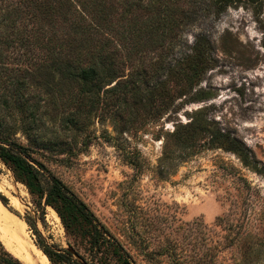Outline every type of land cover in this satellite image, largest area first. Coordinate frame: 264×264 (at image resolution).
I'll return each instance as SVG.
<instances>
[{
    "label": "rangeland",
    "instance_id": "obj_1",
    "mask_svg": "<svg viewBox=\"0 0 264 264\" xmlns=\"http://www.w3.org/2000/svg\"><path fill=\"white\" fill-rule=\"evenodd\" d=\"M62 1L70 5L74 19H93L100 7L95 0ZM213 1L195 0V18L181 32L169 58L172 67L179 57L192 54L197 43L205 44L208 64L189 94L202 89L207 96L185 101L189 94L182 92L167 110L157 116L152 108L142 110L132 123H122L113 113L112 103L118 101L114 91L106 93L110 104L95 101L86 118L79 116L82 125H72L71 130L42 115L46 133L57 137L59 147L44 164L140 264L149 263L143 253L154 255L150 264H172L175 252L189 264H264V0H231L220 12ZM26 3L0 0V37L7 34L3 31L7 19H29ZM3 53L11 74L27 82L24 57L10 50ZM119 58L127 74L129 56L124 52ZM141 59L150 68L156 56L145 53ZM165 76L166 72L159 80ZM155 82H147V89ZM28 91L45 94L41 85L33 83ZM92 100L77 99L74 107L88 109ZM118 102L126 111L127 101ZM201 110L209 131L219 128L244 143L250 166L238 153L208 144L209 132H202L190 147L175 144L173 134L184 133ZM165 150L170 157L163 160ZM0 167V183L6 188L0 194L7 199V209L23 221L28 213L35 216L26 186L15 179L10 167ZM13 197L18 206L11 204ZM52 210L47 206L44 220H36L42 237L54 249H66L80 260L83 249ZM193 221L204 227L190 228ZM24 230L34 241L27 223Z\"/></svg>",
    "mask_w": 264,
    "mask_h": 264
},
{
    "label": "trees",
    "instance_id": "obj_2",
    "mask_svg": "<svg viewBox=\"0 0 264 264\" xmlns=\"http://www.w3.org/2000/svg\"><path fill=\"white\" fill-rule=\"evenodd\" d=\"M95 1L100 7L93 19H74L65 1L27 0L25 12L29 19H7L3 24L7 34L0 37V165L10 167L15 179L26 186L35 216L28 213L23 219L35 235V245L50 264L81 263L71 252L54 249L42 237L36 220H44L47 206L55 210L74 243L83 249V253L78 254L81 261L87 264L140 263L44 164L50 157L48 154L59 147L57 137L46 133L42 115L47 114L51 121L58 119L71 130L72 125H82L79 116L86 118L95 101L110 104L106 93L114 91L118 101H127L126 111L118 101L112 103L113 113L120 115L121 122H136L142 110L151 108L157 116L173 104L176 96L182 92L189 94L208 64V47L197 43L192 54L179 57L174 66H170V54L181 40V32L195 18L196 10L192 6L195 0ZM229 2L231 0H215L212 6L220 12ZM3 49L24 57L27 63L23 71L30 75L27 82L11 74L12 68ZM124 52L129 56L128 66L131 67L127 74H124V60L119 58ZM145 53L156 56L150 68H146L141 59ZM133 56L138 57V61L130 58ZM164 72L165 78L159 80ZM151 79L156 82L147 89L146 83ZM170 80H173L172 85H167ZM113 81V85L105 88ZM32 83L41 85L45 94L28 91ZM102 89L103 95H99ZM208 94L198 89L185 95V101L201 100ZM88 97L93 99L88 109L74 107L77 99L87 100ZM65 111L69 113L58 116ZM204 116L203 110L199 111L186 124L184 133L175 132V144L180 148L190 147L202 132H209L208 144H218L238 153L243 163L250 166V151L244 143L219 128L209 131ZM169 153L165 150L163 160L170 157ZM0 199L7 204L4 195L0 194ZM188 226L204 227L200 221L190 222ZM143 256L148 264L154 257L152 253H143ZM179 256L176 252L171 255L172 264H189ZM0 264L25 263L0 239Z\"/></svg>",
    "mask_w": 264,
    "mask_h": 264
},
{
    "label": "bare ground",
    "instance_id": "obj_3",
    "mask_svg": "<svg viewBox=\"0 0 264 264\" xmlns=\"http://www.w3.org/2000/svg\"><path fill=\"white\" fill-rule=\"evenodd\" d=\"M2 183H0V191H6ZM10 202L18 206V201L14 197ZM52 211L59 219L55 211ZM25 226L26 223L8 210L0 199V239L5 247L25 264H50L47 256L28 237L24 230Z\"/></svg>",
    "mask_w": 264,
    "mask_h": 264
},
{
    "label": "water",
    "instance_id": "obj_4",
    "mask_svg": "<svg viewBox=\"0 0 264 264\" xmlns=\"http://www.w3.org/2000/svg\"><path fill=\"white\" fill-rule=\"evenodd\" d=\"M80 263H81V264H87V263H85V262L81 261V259H80Z\"/></svg>",
    "mask_w": 264,
    "mask_h": 264
}]
</instances>
